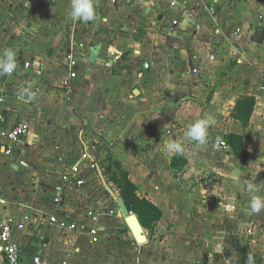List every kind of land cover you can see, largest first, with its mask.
Listing matches in <instances>:
<instances>
[{"label": "crops", "instance_id": "1", "mask_svg": "<svg viewBox=\"0 0 264 264\" xmlns=\"http://www.w3.org/2000/svg\"><path fill=\"white\" fill-rule=\"evenodd\" d=\"M70 4L0 0V56L13 49L30 63L0 72V221H28L12 233L22 259L31 262L46 232L49 264H264V210L249 208L264 198V0H94L88 23L69 18ZM26 88L35 99H19ZM245 97L255 98L247 126L233 115ZM208 117L216 123L206 142L189 139L188 127ZM21 122L30 131L11 144L6 134ZM230 136L243 139L248 160L232 153ZM171 142L182 151L166 152ZM102 151L162 212L145 229L142 263L130 261L138 249L121 212L85 222V199L64 206L81 234L46 231L59 212L48 205L49 180L83 154L97 169Z\"/></svg>", "mask_w": 264, "mask_h": 264}, {"label": "built area", "instance_id": "2", "mask_svg": "<svg viewBox=\"0 0 264 264\" xmlns=\"http://www.w3.org/2000/svg\"><path fill=\"white\" fill-rule=\"evenodd\" d=\"M100 1V0H95ZM177 23V22H176ZM175 23V24H176ZM72 59V57H70ZM17 62V69L8 75L17 74L18 69L29 68L30 63L24 64ZM72 63L74 61L72 60ZM145 69L150 68L149 63H145ZM71 78H75L76 74L71 73ZM68 84V83H67ZM69 86V84H68ZM2 116H0V119ZM30 128L27 124L21 122L12 127L6 134L7 140L11 144L18 143L20 139L27 136ZM219 146L227 147L224 141L218 143ZM7 154L13 153V148L9 145L6 149ZM92 161L87 154H83L77 162L68 165L63 171L52 176L49 192H52V197L48 200L49 207H52L59 212L50 216L44 223L46 231L57 229L60 233L68 235H79L84 230L83 226L79 224L77 216L68 215L64 209L65 204L72 202L74 199L86 200L83 204H78L79 214L83 213V221L99 220L106 217H113L115 213L119 211L117 204L114 200L108 199L105 193L96 191V189H88L90 180L88 179L91 171ZM53 179V180H52ZM7 204L6 199L3 196V191L0 189V209ZM28 221L26 218L20 222L13 218L2 219L0 221V254L5 258V264H49L44 258V248L50 237L45 232L37 241V246L34 250L31 262L26 263L22 259L23 251L20 247L12 241V233L15 229H26ZM88 235L91 237L93 243H98L100 240V232L95 225L91 226L88 231ZM55 264H69L65 261H59ZM224 264H242L236 261H228Z\"/></svg>", "mask_w": 264, "mask_h": 264}, {"label": "trees", "instance_id": "3", "mask_svg": "<svg viewBox=\"0 0 264 264\" xmlns=\"http://www.w3.org/2000/svg\"><path fill=\"white\" fill-rule=\"evenodd\" d=\"M255 107V98L245 97L241 99L234 110V118L247 126L250 123ZM230 148L232 153L240 159L248 160L250 154L244 148L241 137L230 136ZM108 165L104 168V175L109 177L119 191L120 197L125 201L130 212L135 213L143 228L151 231L154 225L161 220L162 212L150 201L142 198L138 193L140 188L130 179L129 173L122 167L121 163L114 161L111 157L106 159Z\"/></svg>", "mask_w": 264, "mask_h": 264}, {"label": "clouds", "instance_id": "4", "mask_svg": "<svg viewBox=\"0 0 264 264\" xmlns=\"http://www.w3.org/2000/svg\"><path fill=\"white\" fill-rule=\"evenodd\" d=\"M69 18L74 22H94L97 18L94 0H71L68 12ZM17 69L16 52L13 49L6 50L0 56V72L4 74L12 73ZM20 100H33L35 93L30 89H24L20 95ZM216 123L215 119L208 117L193 122L187 129V137L203 145L208 137V129ZM166 152L179 153L182 151L181 146L176 142H171L166 146ZM226 178L231 179V173H225ZM249 192H252V185H248ZM251 212L258 213L264 210V198L253 196L249 202ZM251 264V259H249Z\"/></svg>", "mask_w": 264, "mask_h": 264}, {"label": "water", "instance_id": "5", "mask_svg": "<svg viewBox=\"0 0 264 264\" xmlns=\"http://www.w3.org/2000/svg\"><path fill=\"white\" fill-rule=\"evenodd\" d=\"M97 171L100 177V181L106 190V192L111 196V198L116 202L118 209L120 210L122 216L125 219V223L130 229L133 238L137 245H145L148 243V237L146 235L145 229L143 228L138 216L130 212L125 201L116 193L112 186L108 183L102 168L97 165Z\"/></svg>", "mask_w": 264, "mask_h": 264}, {"label": "rangeland", "instance_id": "6", "mask_svg": "<svg viewBox=\"0 0 264 264\" xmlns=\"http://www.w3.org/2000/svg\"><path fill=\"white\" fill-rule=\"evenodd\" d=\"M48 13H50V12H47L46 14H48ZM50 17L52 18V22L53 23H57V22L60 21L57 18H55V17H58V16L53 15V17L52 16H50ZM60 18L63 20V18H65V17L62 16ZM56 20H57V22H54ZM99 149L100 150H105L107 152L109 151V148L104 147V146L103 147H100ZM105 151H102V153H103L101 155L102 157H99V159L97 158L98 161H99V163H100L99 165L101 166L103 172H104V168L103 167H106L107 166V164H104V162H105V159L108 157L106 154H104ZM1 165H3V163ZM90 167H91V173H90L88 179L90 180V182H93V185H94L96 191H99L101 193H105L108 199H112L111 196L106 192V190L104 189V187H103V185H102V183L100 181V177H99L98 172H97V169H96V162H92L91 165H90ZM105 177L108 180V183L112 186V188L120 196L119 191L117 190L116 186L113 183H110L109 182V177H107V176H105ZM117 213H120V210ZM136 247H137L138 251H137V253H135L134 255L131 256V258H130L131 260L130 261L134 262L135 260L138 261V259H139V262L138 263H142V259L140 260V256H141V252H142V247H145V246L144 245H137ZM120 264H126V262L120 263Z\"/></svg>", "mask_w": 264, "mask_h": 264}]
</instances>
